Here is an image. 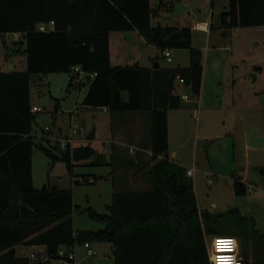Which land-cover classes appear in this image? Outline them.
Returning <instances> with one entry per match:
<instances>
[{
  "label": "trees",
  "instance_id": "16d2710c",
  "mask_svg": "<svg viewBox=\"0 0 264 264\" xmlns=\"http://www.w3.org/2000/svg\"><path fill=\"white\" fill-rule=\"evenodd\" d=\"M171 7L172 3L165 2L153 9L149 0H0V33L19 34L25 43L26 60L24 71L0 73V264H50L49 260H57L61 246L72 249L92 241L116 247V264H133L129 253L133 229L139 231V227L158 221L171 229L175 237L191 223L200 224L193 184L185 169L167 157V110L177 109L182 103L181 94L174 89L177 76L184 80L190 99L197 101L203 75L202 55L192 46L189 27L151 25L152 16L160 11L169 12ZM218 18L226 28L264 26V0H229L227 10ZM49 21L54 22L52 31L37 29L38 24ZM112 30H136L161 54L166 49H186L189 66L185 69L112 66L108 58V34ZM77 65L87 74L95 73L82 106L105 108L111 115L131 112L150 115L147 146L151 150L150 160L155 162L146 176L155 189L150 195L159 200L147 210L141 204L132 206L128 192H116L108 212L99 213L91 207L82 210L90 221L104 225L97 231L74 230L72 214L79 207L73 205L71 190L48 185L36 190L32 186L31 130L35 116L30 111L31 77L42 73L71 74ZM71 80L70 77L69 86ZM50 146L39 143L38 148L50 158L51 165L63 161L69 173L74 163L95 155V150L88 146H76L72 152ZM158 156L163 158L156 160ZM137 158L136 164L125 159L124 165H134L141 173L143 161L141 155ZM112 160L109 158L108 163ZM95 163L98 164L90 162ZM258 172L264 176V166ZM233 183L235 196L246 194L244 183L239 180ZM24 244L43 246L47 258L30 261L29 257H17L15 247ZM194 263L208 264V259L200 262L196 258Z\"/></svg>",
  "mask_w": 264,
  "mask_h": 264
},
{
  "label": "crops",
  "instance_id": "0c3cea01",
  "mask_svg": "<svg viewBox=\"0 0 264 264\" xmlns=\"http://www.w3.org/2000/svg\"><path fill=\"white\" fill-rule=\"evenodd\" d=\"M166 3H172L168 13L173 19V25L168 27L190 28L193 23L202 20L208 22L206 30L192 31V46L202 55L203 75L199 97L197 101L185 100L179 108L167 110V157L168 160L185 169L186 176L193 184L200 224L191 223L175 237L171 229L158 221L139 227V231L133 229L130 237L132 249L129 250L133 264H195L196 258L197 261L203 262L208 259L209 243L214 236L236 238L243 262L264 264V176L258 172V169L264 166V106L257 99L261 93L264 94V89L253 88L260 80L264 81V54L260 52L258 55L240 54L248 38L246 30H255L256 35L252 39L256 41L258 50L261 41L257 34L263 31L264 26L235 27L229 30L231 28L224 27L220 20L214 19L212 10L203 17L200 15L201 9H193L186 0H169ZM176 3L183 6V11L173 12ZM226 6L224 5L215 16L226 11L228 8ZM207 17L210 20H207ZM125 34H129L130 37L127 38ZM13 35L19 37V34ZM108 39V58L112 66L138 65L145 69L155 66L162 69H185L190 63L187 50H176V55L174 54V58L171 57L170 61L173 66L162 67L159 59L164 56L154 45L146 43L136 30L129 32L112 30L108 34ZM180 87L185 91H180ZM174 89L176 93L182 95L187 93L186 86L180 85L178 80L174 83ZM238 97H242L240 103L237 102ZM244 98L247 101L243 100ZM145 116L148 117L146 124L143 123ZM149 120L148 113H122L117 118V129L113 133L111 143L113 140L117 141L116 144L124 148L128 145L126 148L129 155L133 154L136 147L142 150L146 146L144 151L147 157L150 156L151 150L147 146ZM199 139L208 141L204 147L208 151L210 173L200 174L196 168L198 167L196 145ZM191 140L193 150L190 159L185 156L183 149L185 143ZM236 141L240 142L241 146L239 157ZM230 150H234L232 159L228 158ZM162 158L163 156H158L156 160ZM154 162L152 161L151 165ZM215 164H219L222 171L217 170ZM189 169L192 170L190 175L187 173ZM208 175H212V178ZM89 176L84 179H92L96 183V176ZM106 179L112 181L111 189L107 192L109 200L105 204L106 212L108 207L112 206L114 194L120 191L130 194L129 201L132 206L141 204L147 207V210L150 209L151 204L159 200L157 196L154 198V194L150 195L155 189L146 174L142 172L128 171V174H119L115 180L114 176ZM201 179H204V182L208 179L215 187L209 191L204 190L203 184L200 183ZM234 180L246 185L245 195L235 196ZM222 183L226 184L224 192ZM202 216H204L203 220ZM231 217L237 218L242 225H236L234 228L218 226L219 222H225L226 218ZM101 225L98 229L104 227L103 224ZM237 237L248 238V248L245 251ZM124 239L128 242L126 238ZM106 244L104 259L85 263L83 254H87L88 248L82 244L85 250L78 259L76 256L78 247L74 246L72 248L75 255L74 264H116V247L108 242ZM16 248H21V251L24 248L30 249L27 254L23 253L20 256L22 258L44 250L43 246L25 244L17 245L15 251ZM89 249H91L90 243Z\"/></svg>",
  "mask_w": 264,
  "mask_h": 264
},
{
  "label": "rangeland",
  "instance_id": "374dc122",
  "mask_svg": "<svg viewBox=\"0 0 264 264\" xmlns=\"http://www.w3.org/2000/svg\"><path fill=\"white\" fill-rule=\"evenodd\" d=\"M169 0H149L151 8L155 9L159 6L160 3H165ZM189 2L190 6L193 9L200 8V15L206 16L209 11L214 12V19L219 20L216 14L224 6H228V0H186ZM212 4V5H211ZM226 6V7H227ZM202 17V18H203ZM200 19V18H199ZM151 25L153 27L160 26H172L173 19L170 18L167 11H160L158 15L151 17ZM207 20L208 19L207 17ZM229 30H232L229 29ZM246 35L248 36L246 43L242 47V55H258V52L264 54V29L259 32L257 35L261 41V45L258 50L256 49L255 40V30L248 29L246 30ZM112 32V31H111ZM25 43L21 40L20 36H14L12 33H0V73L1 72H22L26 69V60H25ZM176 50L178 49H169L170 56L174 58L176 55ZM186 50V49H185ZM237 51V50H235ZM186 52V51H184ZM186 54V53H185ZM239 54V51H238ZM162 67L173 66V63L167 62L163 57L159 59ZM71 77V74L66 73H42L38 75H33L32 84L30 87V96H31V107H38L41 109L38 113H34L35 121L32 122V136L34 137V148L32 149L31 157V170H32V186L36 190H40L42 186H56L57 188L69 189L72 193V202L74 206L79 207L72 215V224L74 230L82 231H97L102 225L100 223H94L87 218V215L82 210L91 207L99 213H105V204H107V192L111 189V180H107L109 176H114V180L119 174H128V171L139 172L137 167L132 165L127 167L124 165L125 159H130L136 164L138 161V154L141 155L142 163L144 166L143 174L150 169L152 161L150 156H146L147 153L144 149H138L136 147L133 150V154H128V145L124 144L126 147L118 146L117 141L113 140V133H115L117 118L122 115V113H112V115L105 109L100 107H84L81 105V101L84 94L88 91L91 81L87 78H83L85 85L75 84L72 80V86L68 85V78ZM252 81V79L250 80ZM254 89L260 90L264 89V81L260 80L256 85L253 86ZM180 91H185L180 87ZM125 98V95H124ZM259 102L264 106V94H260ZM241 98H237V102H241ZM243 100L247 101L246 98ZM104 109V110H103ZM125 114V113H123ZM129 114V113H127ZM264 114V111H263ZM118 116V117H117ZM264 118V115H263ZM148 117L145 116L143 123H147ZM81 125L83 127L84 133L77 136L75 146H88L95 150V155L89 159L77 161L73 164L72 172L69 173L65 167L63 161L58 160L53 165H51V160L48 156L44 154L41 149H39V143L42 146L51 145L55 146V143L52 141L53 137L59 134H67L69 124ZM96 123V135L94 138L89 137V131L93 125ZM45 127L50 128V133L44 131ZM208 141H202L201 139L197 142V153L196 160L198 172L201 173H210L211 167L209 166V157L208 151L204 147ZM192 145L193 142L188 141L184 145V154L188 158H192ZM237 146V155H240V142L236 141ZM115 151V152H114ZM58 156L57 153H54ZM128 156V158H127ZM234 156V150H230L229 159H232ZM113 158L112 162L109 164V158ZM242 157V156H241ZM96 161L98 164H90V162ZM217 170L222 171L219 164H215ZM89 175H95L97 180L94 185L86 184L81 181H86L84 177ZM214 176V175H213ZM91 177V176H89ZM212 178V175H208ZM225 177V176H224ZM114 182V181H113ZM201 184H203L204 190L208 191L214 188V184H210L207 179L204 182V179H201ZM223 192L226 189V184L222 183ZM201 199V198H200ZM236 225H242L237 218H226L225 222H219L218 226L222 228L230 227L234 228ZM233 226V227H231ZM242 247L244 251L248 248V238H240ZM107 242H90L92 255L83 254L85 248L82 244L77 245L76 256L79 259L83 254V262H91L99 259H104V248L106 247ZM30 249L16 248L15 255L20 257L23 253L27 254V251ZM86 253V252H85ZM35 261V260H30ZM50 264H67L65 261L59 260H49ZM103 261V260H102ZM104 264V263H102Z\"/></svg>",
  "mask_w": 264,
  "mask_h": 264
},
{
  "label": "built area",
  "instance_id": "2783aa9c",
  "mask_svg": "<svg viewBox=\"0 0 264 264\" xmlns=\"http://www.w3.org/2000/svg\"><path fill=\"white\" fill-rule=\"evenodd\" d=\"M207 28H208V22L206 20H202V22L193 23L190 26L191 31H202V30H206ZM37 29L43 32L52 31L54 29V22L49 21L48 23H40L37 25ZM162 55L165 57V59L168 62L172 60L169 49H166L165 51H163ZM94 75L95 73L93 74L85 73L84 71L81 70L80 66L78 65L74 66V68L71 69V79L72 80L75 79L73 82V85L80 84L81 82L84 83L83 82L84 77L87 78L88 80H92ZM176 80H178L180 85L182 86L184 85V80L181 77L177 76ZM180 98L182 101L191 100L189 93H185L184 95L181 94ZM30 111L31 113H38L39 111H41V109L38 107H34L32 109L31 107ZM44 131L47 133H50L51 130L49 127H45ZM67 132H68L67 134H59L57 136L55 135L52 139L58 151L65 152L66 150H68L72 152V150L77 146V145L75 146L77 136L79 134L84 133V130L81 125H73L69 127ZM191 171L192 170L190 169L187 170L188 175L191 174ZM87 181L89 183H93L92 179H89ZM228 241H235L237 248L227 247L226 244ZM84 246L88 248L87 254L92 255V250L89 249V243L87 242L84 243ZM233 255L235 256L239 264H243V257H241L239 254L238 242L236 238L231 237V236H226V237L214 236L211 238V241L208 247V264H216L215 258L218 256L227 257V256H233ZM29 258L32 260L42 261L46 259L47 256L43 250L42 252L30 254ZM74 259H75V255L72 249L64 245L60 247V249L57 252V260L65 261L67 264H74L75 262Z\"/></svg>",
  "mask_w": 264,
  "mask_h": 264
},
{
  "label": "clouds",
  "instance_id": "9594fccd",
  "mask_svg": "<svg viewBox=\"0 0 264 264\" xmlns=\"http://www.w3.org/2000/svg\"><path fill=\"white\" fill-rule=\"evenodd\" d=\"M226 246L231 248H237L235 241H228ZM215 259H216V264H239V262L236 260L234 255L227 257L218 256Z\"/></svg>",
  "mask_w": 264,
  "mask_h": 264
},
{
  "label": "water",
  "instance_id": "95a60500",
  "mask_svg": "<svg viewBox=\"0 0 264 264\" xmlns=\"http://www.w3.org/2000/svg\"><path fill=\"white\" fill-rule=\"evenodd\" d=\"M183 6H181V5H179L178 3H176L175 4V9H174V13H179L180 11H183ZM180 10V11H179ZM126 35V37L127 38H129L130 37V35L129 34H125ZM156 67V66H155ZM83 85H85V83H83ZM95 130H96V124L95 123H93V125H92V127H91V129H90V131H89V137L90 138H94L95 137Z\"/></svg>",
  "mask_w": 264,
  "mask_h": 264
}]
</instances>
